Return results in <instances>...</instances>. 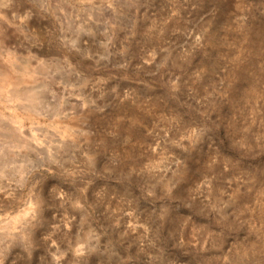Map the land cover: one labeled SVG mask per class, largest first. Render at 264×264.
<instances>
[{
  "label": "clouds",
  "instance_id": "9594fccd",
  "mask_svg": "<svg viewBox=\"0 0 264 264\" xmlns=\"http://www.w3.org/2000/svg\"><path fill=\"white\" fill-rule=\"evenodd\" d=\"M230 3L0 0V264H264V0Z\"/></svg>",
  "mask_w": 264,
  "mask_h": 264
},
{
  "label": "rangeland",
  "instance_id": "374dc122",
  "mask_svg": "<svg viewBox=\"0 0 264 264\" xmlns=\"http://www.w3.org/2000/svg\"><path fill=\"white\" fill-rule=\"evenodd\" d=\"M163 0H156V4L154 5V9L156 11H160L161 6H162ZM217 7L219 8L220 12L223 14V16L227 15V10L231 7L230 0H217ZM222 18V17H221ZM252 31L248 34V39L247 41L241 40L239 44L236 45L237 48H249V50H256L258 49L262 44H264V41H261L257 38L256 34L259 33L260 31H264V20H261L258 23L253 24L252 26ZM221 55H226V53H221ZM199 62V61H197ZM223 112L227 113V108L221 109ZM216 117L213 116V119ZM97 128H103V124L97 123ZM137 135H142V133L138 132ZM218 140L217 143L218 145H226L227 141L225 139L226 136V131L225 129H221L218 132ZM239 163L243 166L246 161H240L239 158H236ZM190 217V219H189ZM185 234L188 237H191L193 234L199 231H203L205 228L210 229V230H215L212 229V226L207 223L203 218L196 216L192 212L185 211L184 214L179 218V223H185ZM189 253H192V250H189ZM176 256L179 257V264H184L185 257L177 252ZM193 259L198 262V264H204V259L201 257H196L193 255Z\"/></svg>",
  "mask_w": 264,
  "mask_h": 264
}]
</instances>
